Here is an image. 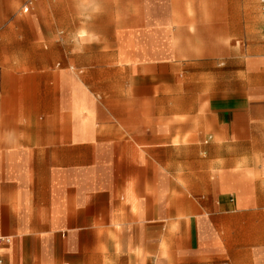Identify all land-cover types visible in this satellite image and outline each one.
Here are the masks:
<instances>
[{"label": "crops", "instance_id": "1", "mask_svg": "<svg viewBox=\"0 0 264 264\" xmlns=\"http://www.w3.org/2000/svg\"><path fill=\"white\" fill-rule=\"evenodd\" d=\"M263 27L261 0H0L3 264H264Z\"/></svg>", "mask_w": 264, "mask_h": 264}, {"label": "rangeland", "instance_id": "2", "mask_svg": "<svg viewBox=\"0 0 264 264\" xmlns=\"http://www.w3.org/2000/svg\"><path fill=\"white\" fill-rule=\"evenodd\" d=\"M79 4L82 6L81 7V9H79L80 10V14H81V20L82 21H85V20H87L84 16H83V14L82 13H84V15L88 12V6H85V5H87V2H83V1H81V2H79ZM83 5H84V7H83ZM98 5V3L96 4L95 2L92 4V11L93 12H101L102 11V9H100L99 8V6H97ZM16 16L18 17V16H20L21 17V19L23 18L24 20H25V18H26V20H28V18H34L35 19V16L38 18V16H39V10L37 9V8H34L29 14H19L18 12H17V10H16ZM103 21V19L102 18H98L97 20H95V23H94V27L95 28H98V27H102V24H100V22H102ZM19 26H22V28L26 31V29H27V27L25 26V24H23V25H19ZM262 28V27H261ZM81 34H82V32H81ZM85 43V41H84V39H83V37H81V40H80V45L81 44H84ZM13 45H14V47H16V48H25V47H27V45H28V42L27 41H15V42H13ZM62 45H64V47H66V49H69V48H71L72 47V42L71 41H63L62 42ZM10 46H12V44L10 43ZM52 48H55V44L54 45H52L51 46ZM81 71V77H82V75L84 74V71L85 70H80ZM83 71V72H82Z\"/></svg>", "mask_w": 264, "mask_h": 264}, {"label": "built area", "instance_id": "3", "mask_svg": "<svg viewBox=\"0 0 264 264\" xmlns=\"http://www.w3.org/2000/svg\"><path fill=\"white\" fill-rule=\"evenodd\" d=\"M261 9L264 11V0H261ZM262 32L264 34V27L262 29ZM7 243H9V238L5 236H0V246ZM0 264H3V260L1 257H0Z\"/></svg>", "mask_w": 264, "mask_h": 264}]
</instances>
